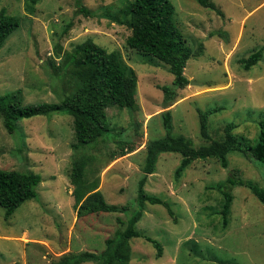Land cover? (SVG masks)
<instances>
[{"label": "rangeland", "instance_id": "rangeland-1", "mask_svg": "<svg viewBox=\"0 0 264 264\" xmlns=\"http://www.w3.org/2000/svg\"><path fill=\"white\" fill-rule=\"evenodd\" d=\"M129 1L38 0L30 6L28 0H0V9L18 18L0 46V94L18 92L23 104L64 98L59 75L65 55L87 38L120 52L137 78L135 108L108 107L109 135L77 150L66 112L20 119L13 133L0 117V168L41 177L37 195L9 218L0 206V264H49L68 251L100 253L138 208L145 143L164 136L160 113L166 109L172 113V134L183 135L194 147L208 143L200 134L197 109L209 108H219L207 117L211 139H219L232 122L234 135L255 142L264 118V52L248 69L243 59L264 45V0H211L223 15L197 0H170L174 24L188 46L202 43L204 49L186 62L189 84L166 108L160 86L172 82L168 66L126 45L131 30L122 8ZM79 5L88 12H79ZM216 30L226 31L228 41L211 35ZM128 147L133 150L126 152ZM113 152L117 156L111 159ZM77 154L95 158L92 167L99 169L106 202L126 211L76 217L69 173ZM180 159L175 152L160 153L143 186L167 202L173 215L161 204L145 202L135 224L140 236L122 240L109 264H264V205L248 188L234 185L228 188L233 199L226 227L219 213L224 191L219 183L235 175L264 187L260 164L232 152L226 168L212 158L196 159L176 177ZM145 236L161 244L160 257Z\"/></svg>", "mask_w": 264, "mask_h": 264}, {"label": "trees", "instance_id": "trees-1", "mask_svg": "<svg viewBox=\"0 0 264 264\" xmlns=\"http://www.w3.org/2000/svg\"><path fill=\"white\" fill-rule=\"evenodd\" d=\"M30 6L38 0H28ZM204 7L222 11L211 0H197ZM81 13H87L83 5L78 6ZM122 13L128 16L130 34L126 37V45L137 52L155 57L168 66L173 79L169 85H161L163 92L162 108L169 107L176 101L177 92L189 84L184 74L186 62L191 57L200 56L204 46L198 43L197 48L188 46L183 34L174 24V7L170 0H131L122 8ZM18 26V18L8 14L4 8L0 9V46L8 34ZM66 26L65 31H67ZM216 33L228 41V34L224 30ZM264 52V45L257 51L243 59L244 69H248L258 62ZM59 75L63 80L64 98L57 102L39 104H23L18 92L0 94V117L3 126L9 133L16 130V123L23 118L33 116H50L55 112H66L72 117V128L75 141L72 147L77 150L81 146H91L101 137L109 135L106 109L108 107L135 108V89L137 78L133 70L129 69L120 52L107 51L95 43L91 38L76 44L66 53L65 61ZM219 108L206 110L197 109L199 115V129L201 136L208 141L204 145L194 147L191 141L183 135L172 134V113L166 109L160 113L165 134L162 137L149 139L145 143V160L142 167L143 175L137 183V203L130 217L126 220V227L115 232V236L106 239L105 248L100 253L90 251L65 252L49 264H82L97 262L109 264L120 242L124 239L140 236L135 224L143 214L145 202L163 205L170 215L173 212L167 202L156 195L144 191L148 174L155 170L158 155L163 152L180 154L179 165L174 171L176 177L181 176L193 160L209 158L215 159L220 166H228V154L238 152L260 164L264 173V118L258 122V134L252 144L249 139L239 138L232 133L235 123L229 122L222 128L219 139H211L207 132V117ZM133 149L127 148L126 152ZM125 151L121 150V154ZM117 153L111 154V159ZM110 159V160H111ZM94 157L78 155L72 160L69 180L73 186V208L76 217H82L99 212H123L126 207H118L106 202L99 189L100 175L97 167H92ZM41 181L40 175L31 171L7 170L0 168V206L4 208V218H9L13 212L26 200L37 195L36 187ZM239 185L248 188L251 193L264 205V187L250 179L230 175L218 186L224 188L223 203L219 211L222 226L229 223V212L233 196L228 190L231 186ZM119 220V219H118ZM121 222V220H119ZM156 248V256L162 254L161 244L148 236L144 237Z\"/></svg>", "mask_w": 264, "mask_h": 264}]
</instances>
